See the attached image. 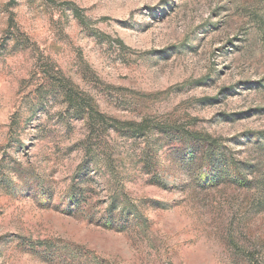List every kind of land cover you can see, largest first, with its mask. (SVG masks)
<instances>
[{
    "label": "rangeland",
    "instance_id": "374dc122",
    "mask_svg": "<svg viewBox=\"0 0 264 264\" xmlns=\"http://www.w3.org/2000/svg\"><path fill=\"white\" fill-rule=\"evenodd\" d=\"M0 264H264V0H0Z\"/></svg>",
    "mask_w": 264,
    "mask_h": 264
},
{
    "label": "trees",
    "instance_id": "16d2710c",
    "mask_svg": "<svg viewBox=\"0 0 264 264\" xmlns=\"http://www.w3.org/2000/svg\"><path fill=\"white\" fill-rule=\"evenodd\" d=\"M69 102L70 103H77V98L73 95V99H69ZM90 109V108H89ZM78 110L77 112H81V111H84V109L78 107ZM94 113V114H93ZM87 115L89 116V119L92 121V122H99L100 121V124L102 125H107V122H108V118L103 116L102 114H99L97 113L96 111H89L87 112ZM114 125L112 126H117L118 123L116 121H112ZM111 126V127H112ZM128 127H129V130H132L131 133L132 134H135L137 136H140V135H143L146 131H148L151 126H148V123L147 122H143L139 125H134L133 123L132 124H128Z\"/></svg>",
    "mask_w": 264,
    "mask_h": 264
}]
</instances>
